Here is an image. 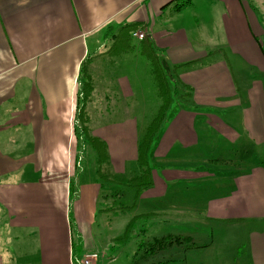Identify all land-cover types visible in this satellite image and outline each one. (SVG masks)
I'll return each mask as SVG.
<instances>
[{
  "label": "crops",
  "instance_id": "1",
  "mask_svg": "<svg viewBox=\"0 0 264 264\" xmlns=\"http://www.w3.org/2000/svg\"><path fill=\"white\" fill-rule=\"evenodd\" d=\"M177 2L188 5L178 10ZM126 24L151 38L168 74L190 87L189 102L168 110L154 144V184L141 194L139 214H161L178 230L229 225L242 261L264 264V0H0V210L6 229L34 235L33 252L16 247L24 254L0 253V264H75L83 247L94 252L99 206L122 204L110 197L121 185H107L87 160L80 169L74 163L89 59L88 126L108 145L105 172H134L128 164L150 124L140 128L137 118L152 114L145 87L155 77L148 59L113 46ZM71 194L80 198L82 248L70 236ZM196 234L175 235L192 238L186 247L215 245Z\"/></svg>",
  "mask_w": 264,
  "mask_h": 264
},
{
  "label": "rangeland",
  "instance_id": "2",
  "mask_svg": "<svg viewBox=\"0 0 264 264\" xmlns=\"http://www.w3.org/2000/svg\"><path fill=\"white\" fill-rule=\"evenodd\" d=\"M135 33H142L144 34L143 38H140ZM147 35L143 32H139L137 30L133 31L134 41L133 44L135 45V51H132V55L130 57H138V59H142L147 61V58L144 55H141L139 52L140 41L143 40ZM139 38L140 41H138ZM131 51V50H130ZM123 54V53H122ZM130 57L126 56L125 60H128ZM144 70V69H143ZM89 73L90 66H89ZM169 77L172 83V102L170 106V111L172 109H176V105L180 103H188V95L189 89L185 85H181L178 81L174 80L173 73H169ZM92 75V74H91ZM92 78L93 82V90L89 99L85 102L84 108V116L89 118L88 114V107L89 103L92 100L95 85L94 79ZM83 79V73L81 74V81ZM174 80V81H173ZM149 75H148V83ZM82 83V82H81ZM80 93L78 96L79 104L77 108V125L80 126L79 114L83 107V93L82 90L83 84L80 85ZM147 89V95L152 103L147 104L148 110L153 109L152 114L149 116H139V127H145L155 117L159 110V106L161 104V99L158 94L156 81L154 79V87L147 85L145 87ZM190 88V87H189ZM170 111L168 114V118L170 116ZM168 112V111H167ZM167 115V114H166ZM82 123V122H81ZM88 125V122H87ZM78 127V126H77ZM87 127V126H86ZM89 127V126H88ZM87 127V128H88ZM90 129V128H89ZM143 131V130H142ZM145 132L140 134V139L143 137ZM76 135V134H75ZM79 137L76 135L77 140L82 144L81 150L76 157L75 160V167L81 168L82 163L84 160H87L89 163H86V167H90V169H96V156L92 147H89V139L84 133L78 134ZM87 136H94L93 133H88ZM85 141V142H84ZM154 148V145H153ZM152 148V150H153ZM88 149H90V153L88 154ZM92 159V160H91ZM92 161V165L90 162ZM151 163V159H150ZM194 168L197 167V164H192ZM154 166V164H153ZM73 170V166H70ZM156 168V166H154ZM188 167H191L189 164ZM138 171L137 163L135 162L134 165L128 164V171ZM132 174H128L126 176L123 175L122 179H127ZM209 185V184H204ZM123 187V192L126 193L127 197L122 198V203L124 205H129L133 202V200L128 198L129 188ZM133 192V191H131ZM80 196V195H79ZM77 195H74L73 199L69 202L68 208V221H69V229H70V236L74 239L75 244L77 247L85 246L84 240L86 239L85 236L81 233V231L77 227V221L74 215V203L77 200ZM80 199V198H78ZM104 200V198H103ZM109 201V203H108ZM109 205H112L115 208L116 205L113 206V202L111 200H107ZM139 204V202H138ZM143 207L145 208V203H143ZM135 209L116 213L115 210L112 211H105L102 210V206H99L97 213L95 215L96 220L94 222L92 228V238L93 243L91 248L94 252L98 253V258L94 264H247L245 261H242V249L240 247V252L238 253L237 243L239 242L240 238L235 236V231L227 232V228L229 225H221L216 223H208L207 226L198 225V228H194L191 225H187V228H183L178 230L177 223L173 220L161 218V214H154L150 215V213H146V216L140 217L134 225L131 227V234L128 238L123 241H116L114 240L116 237L123 235L125 229L127 228L128 222L136 215H139L140 210L137 205L134 207ZM145 214V213H144ZM194 215V214H193ZM6 221V214L4 211L0 210V253L6 254L9 251L24 254V252H33L32 251V239L34 235L29 234V230H14V229H6L5 225ZM71 223V224H70ZM179 231L183 232H190V233H197L195 235L194 240H196L199 244L207 243L208 237L210 238V242L215 241V247H204L192 250L190 247H186L187 242L183 244L174 243L173 245L169 246L168 248L163 249H154L148 250L151 246L150 243L153 241L154 237H163L166 236L168 233L170 234H178ZM86 242V241H85ZM118 242V243H117ZM209 242V243H210ZM210 245V244H209ZM16 247H19L21 251H14ZM190 249V250H185ZM236 250V253H235ZM87 250L85 247L81 249L80 254L84 256ZM148 254H150L148 256ZM5 264H9L6 260Z\"/></svg>",
  "mask_w": 264,
  "mask_h": 264
},
{
  "label": "trees",
  "instance_id": "3",
  "mask_svg": "<svg viewBox=\"0 0 264 264\" xmlns=\"http://www.w3.org/2000/svg\"><path fill=\"white\" fill-rule=\"evenodd\" d=\"M187 5H188L187 2L184 4L177 2L176 7L178 10H180L182 7H185ZM137 27L138 26L136 24H126L122 26L120 32L115 35V43L113 44V46H118V45L120 46V44H122V46L124 47L123 48L124 52H128L130 50L131 52L135 51L134 50L135 45L133 44L134 41L133 31L137 30ZM139 52L150 61L152 72L154 74L155 81L157 84L158 94L161 99V105L159 107L157 114L155 115L151 123L147 126L143 137L139 141L138 158L136 161L138 171L137 170L134 171L133 174L127 179H122L123 176L113 175L105 172L109 158L108 145L104 140L98 138L97 136H87V134L90 133V129L87 125L88 118L84 116V108H85V102L89 99L91 92L93 90V82L91 78L92 75L89 73V64H90L89 59H87V61L83 66V79H82V84H83L82 90L84 91L82 92L83 107L79 114L80 126L75 127V134L79 137L78 134L84 133L86 135V139L88 137L89 147L90 148L92 147V150L94 151L96 156L95 162H96V167H98L97 172L100 173L103 182H105L107 185L109 183L113 185L114 182L117 183V186L121 185V188L119 190L116 187L115 192L110 193V197L121 198V203H122V198L127 197L126 193L123 192L122 185H124L125 187L130 189L128 198L129 199L131 198L133 200V202L129 205H124L122 203L120 204V206H115V208L107 206L106 208H104L105 211H112V210H115L116 212L119 211L126 212L129 210L133 211L135 209L134 207L138 204L141 194L154 184V179H153L154 166L152 163H150V159H151L150 156L152 153L153 145L157 141L159 132L166 119L167 111L169 110L171 106V102L173 100L172 99L173 87L169 74L164 68L161 61V57L158 54L151 38L146 36L143 40L140 41ZM106 191L108 192L107 189ZM71 192H72V183H71ZM108 196L109 194L103 197H108ZM73 197L74 194H71V199H73ZM144 216H146V214H139L134 216L128 222L124 234L116 237L114 240L120 242L125 241L128 238V236L131 234L132 225H134V223H136L138 219H140V217H144ZM186 239H189L190 242L192 241V238L190 237H184L175 234H170L163 237H154L153 241L150 243L151 247L148 250L153 251L154 249H163V248L165 249L173 245L174 243L183 244L184 242H187ZM76 246H77L76 244L75 246L73 244V247ZM188 247L199 248L205 246H199L195 243H192L189 244ZM149 255L150 254H148V256Z\"/></svg>",
  "mask_w": 264,
  "mask_h": 264
},
{
  "label": "built area",
  "instance_id": "4",
  "mask_svg": "<svg viewBox=\"0 0 264 264\" xmlns=\"http://www.w3.org/2000/svg\"><path fill=\"white\" fill-rule=\"evenodd\" d=\"M135 35H138L140 38L144 37V34L142 33H135ZM97 252H87L84 256H82L80 259H77L75 264H94L95 261L98 258Z\"/></svg>",
  "mask_w": 264,
  "mask_h": 264
}]
</instances>
